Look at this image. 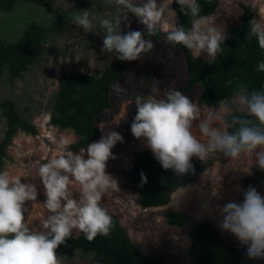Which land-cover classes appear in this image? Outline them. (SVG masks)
I'll return each mask as SVG.
<instances>
[{
	"label": "clouds",
	"instance_id": "9594fccd",
	"mask_svg": "<svg viewBox=\"0 0 264 264\" xmlns=\"http://www.w3.org/2000/svg\"><path fill=\"white\" fill-rule=\"evenodd\" d=\"M110 2L118 15L99 20L97 31L103 33L101 52L115 53L120 61H136L141 54L153 50L152 40L145 36L155 35L166 11L175 15L169 7L173 2L191 18V26L186 29L177 23L170 24L166 34L168 44L181 45L196 56L203 52L214 59L227 38L222 28L200 15L197 0H161L159 5L157 0H146L142 6H136L132 0ZM129 13L138 18L146 31L121 34L119 26ZM74 23L85 32L94 27L89 10L79 11ZM249 26L251 35L264 49V22L252 19ZM257 71L264 72V61L258 63ZM115 91L123 93L126 89L117 85ZM134 104L136 115L130 125L131 134L151 150L162 169L172 170L176 176L195 175L193 157L204 162L219 153L229 160L250 158L246 173L253 160L264 170V90L240 92L220 102L218 108L202 109L175 88L167 90L161 98L137 95ZM99 127L102 132L99 141L78 153L71 151L65 141L56 156L39 165L37 176L46 197L43 208L48 214L38 228L30 227L25 217L28 211L25 204L36 200L37 185L22 183L21 177L0 171V264H61L56 250L74 231L82 233L88 242L98 235H110L113 218L101 201L110 190L120 191L118 180L106 172V166L109 159L116 158L111 149L117 142H123V137L116 131L105 132L104 124ZM140 176L143 186L147 178L143 173ZM74 186H78V196L72 191ZM195 187L183 185L176 189L177 208ZM203 207H208L207 203ZM216 211L222 217L220 229L247 246L246 256L264 259V196L249 186L243 190L242 202L216 205Z\"/></svg>",
	"mask_w": 264,
	"mask_h": 264
},
{
	"label": "rangeland",
	"instance_id": "374dc122",
	"mask_svg": "<svg viewBox=\"0 0 264 264\" xmlns=\"http://www.w3.org/2000/svg\"><path fill=\"white\" fill-rule=\"evenodd\" d=\"M132 2L136 6H142L146 0ZM160 3L161 0H157V4ZM243 5L254 11V19L264 22V0H218L214 12L206 16L210 22L222 28L227 36L232 27L239 25ZM169 7L173 10L172 5ZM81 10H89L90 18L93 19L94 27L90 32H85L74 23L75 16ZM58 14L64 17L65 23L60 31L46 40L37 62L19 78L8 81L5 73L0 76V100L4 98L13 100L19 116L32 123L37 130L36 134L32 135L17 129L0 162V171H8L12 176L21 177L22 183L37 185L36 200L25 204L28 209L25 217L33 228H38L39 223L48 214L43 208L46 197L37 176L38 167L56 156L65 146V141L70 149V144L77 139L72 130L61 129L49 121L51 104L57 91V79L61 73L84 72L98 75L109 65L113 53L101 52L103 33L97 31L98 21L118 15L110 0L18 2L12 10L0 11V38L13 41L21 35L29 21L47 24ZM176 22V14L173 15L170 10L166 11L164 20L157 29L166 38L169 25ZM119 27L121 34L130 30L142 32L145 30L138 22V18L131 13L128 14L127 20L122 19ZM152 42L153 50L141 54L138 60L131 61L127 74L116 84L126 91L118 93L115 86L112 90L111 108L97 119L96 141H99L102 135L100 124H104L105 132L116 131L123 137V142H117L111 149L116 158L109 159L106 166V172L118 180L120 191L110 190L101 203L109 213L118 217L122 228L146 254L162 261L163 264H187L189 260L187 247L190 242L187 232L193 225L203 221L213 224L220 236L229 244L244 246L233 234L220 229L219 222L222 217L216 211V205L222 206L230 201L242 202L243 190L249 186L264 196V182L258 178L257 171L260 169L254 160L249 166V172H244L250 158L229 160L217 153L201 162L193 157L203 164L204 175L201 178V173L197 180L186 184L197 186L184 198L186 202L181 201L177 208L179 193L175 190L171 193L169 202L164 205L144 207L140 204L139 194L126 176L137 152L146 148L143 147L141 140L132 136L130 130L136 115L135 97L140 95L143 98L148 96L161 98L167 90L175 88L182 82L186 75L185 57L178 46L156 40ZM190 53L193 57L206 62L212 60L203 52L199 56L191 51ZM240 92H243V89L224 100ZM187 96L198 103L197 88ZM218 104L199 105L202 109H207L218 108ZM4 131L5 120L0 114V138ZM73 152L78 153L79 150ZM237 186L240 190H237ZM72 191L78 196V186H74ZM205 203L208 205L206 208L203 207ZM167 212L183 213L189 218V222L185 226L171 225L167 222ZM78 234L74 231L72 236ZM56 252L61 264H96V258L91 253L78 251L68 258L63 251Z\"/></svg>",
	"mask_w": 264,
	"mask_h": 264
},
{
	"label": "trees",
	"instance_id": "16d2710c",
	"mask_svg": "<svg viewBox=\"0 0 264 264\" xmlns=\"http://www.w3.org/2000/svg\"><path fill=\"white\" fill-rule=\"evenodd\" d=\"M39 1L0 0V11H10L18 2ZM197 2L201 6L200 15L206 16L214 12L218 0ZM171 5L177 16V25L189 28L191 18L181 13L175 2ZM252 19L254 11L243 5L239 25L231 28L221 44L222 51L209 62L193 57L188 49L176 45L184 54L186 75L175 89L188 95L197 88V102L207 106L217 105L240 89L249 92L264 90V72L257 71L258 63L264 61V49L259 47L257 39L250 33L249 21ZM64 23V17L60 14L47 24L31 20L17 39L6 41L0 38V76L5 73L8 81L21 77L37 62L46 40L60 31ZM145 38L167 43L159 29H156L155 35H146ZM130 62L117 60L113 53L109 65L98 75L84 72L59 75L49 121L54 126L74 132L77 139L70 144L71 150L86 148L97 140V119L111 108L112 90L127 74ZM0 114L5 120V131L0 138L1 162L5 148L17 129L32 135L37 130L32 123L19 116L15 103L9 98L0 100ZM192 163L195 175L176 176L172 170L162 169L151 150L144 148L137 152L126 176L138 192L142 206H161L169 202L171 193L178 187L198 179L204 166L195 158H192ZM141 173L147 178L143 186ZM257 175L264 182V170H258ZM109 214L113 218V226L108 237L98 235L88 242L79 233L68 238L57 250L63 251L68 258L78 251L91 253L96 258V264H163L146 254L122 228L118 217ZM166 218L171 225L185 226L189 222V218L179 212H167ZM187 235L190 239L187 264H264V259H249L246 256V245L237 247L226 242L210 222L193 225Z\"/></svg>",
	"mask_w": 264,
	"mask_h": 264
}]
</instances>
